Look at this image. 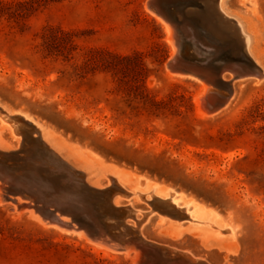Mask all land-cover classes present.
I'll list each match as a JSON object with an SVG mask.
<instances>
[{"label":"rangeland","instance_id":"1","mask_svg":"<svg viewBox=\"0 0 264 264\" xmlns=\"http://www.w3.org/2000/svg\"><path fill=\"white\" fill-rule=\"evenodd\" d=\"M147 2L0 0V101L106 160L195 195L236 225L232 250L209 248L187 232L167 236L155 211L143 223L146 238L211 264H264V77L236 79L230 103L203 116L202 83L168 67L172 45ZM227 8L252 35L264 68V0H228ZM1 119L2 137L18 148ZM86 236L45 225L0 190V264H142L135 252L105 251Z\"/></svg>","mask_w":264,"mask_h":264},{"label":"bare ground","instance_id":"2","mask_svg":"<svg viewBox=\"0 0 264 264\" xmlns=\"http://www.w3.org/2000/svg\"><path fill=\"white\" fill-rule=\"evenodd\" d=\"M163 1L166 6L161 5L162 9L154 8L150 0L147 7L164 23L167 39L172 45L167 65L176 74L192 76L202 83L196 100L203 116L213 115L230 103L236 79L250 78L256 83L262 80L264 68L253 37L242 20L228 10V0H205L200 10L192 8L198 0ZM183 49L194 62L186 57L181 62L176 61V64H185L184 67L171 68L176 54L180 57ZM233 64L237 68L259 67L262 76L257 73L237 75L229 68ZM226 71L230 72L228 77ZM0 116L5 117V121H1L9 125L20 144L14 149L15 144L5 140L0 133V190L13 198L18 207H29L31 215L45 225L53 223L64 231H76L80 236L87 234L84 225L70 219V214L76 215L77 208L79 214H87L94 223L99 219L109 222L110 226L113 224L114 230H109L110 234H98L96 240L87 234L88 239L92 238L93 243L105 251L126 254L133 251L140 261V252L121 246L115 240L114 232H129L148 240L142 226L156 211L167 236L177 239L187 232L196 235L205 247L232 250L236 225L195 195L106 160L94 150L67 139L31 113L13 110L2 101ZM17 167H21L20 171L15 169ZM58 183L71 184L74 191L56 192ZM58 194L62 200H51L50 197ZM122 195L143 198L150 206L153 200L155 208L153 211L137 208L132 199L127 207L123 206ZM90 200L95 201L94 213L87 210ZM43 202L48 208L40 206ZM167 208H171L172 213L166 212ZM123 220L125 227L120 224ZM111 246L121 250L109 248ZM188 254L194 261L211 264L205 257L193 252Z\"/></svg>","mask_w":264,"mask_h":264},{"label":"water","instance_id":"3","mask_svg":"<svg viewBox=\"0 0 264 264\" xmlns=\"http://www.w3.org/2000/svg\"><path fill=\"white\" fill-rule=\"evenodd\" d=\"M150 1H151V4L154 8L162 9V8L156 6L155 0H150ZM204 2H205V0H198V2L196 4L195 3L192 4V8L200 10L202 8V6L204 5ZM217 57L221 58V56H219V55H217ZM182 59H184V58H182V56L179 57V55L176 54V56L174 58L175 62L173 63L174 65L171 66V68L175 69L176 65H177V67H180V66L184 67L185 64L184 65L183 64L181 65L178 63L176 64L177 60H179L181 62ZM191 62H193V61H191ZM248 66H250V67H248V68L247 67L237 68V65L233 64V66H229V68L236 71L237 75L244 74V73H248V75H252V74L255 75V73H257L258 74L257 76H262V72H261L259 67L258 68L257 67H251V65H248ZM1 165H3V164H1ZM17 168L20 169L21 167H17ZM55 188L57 189L56 192L60 191L64 194H66L68 191H74V190H72L71 184L58 183V185ZM122 196L124 198H128V199L130 198L126 195H122ZM50 198H51V200H57V201L62 200V196L59 194L55 195V197H50ZM51 200H49V201L51 202ZM150 203L152 204L151 205L152 208L150 209V211H153L155 208L153 200ZM45 205H47V204L44 203V205H40V206L42 207ZM122 205L126 206V207L128 206V204H122ZM78 207H80V206H78ZM89 208H87V210L91 213H94L93 211L96 209L95 201L90 200ZM170 209L167 208L166 212L172 213V211L170 212ZM43 210L46 211L45 209H43ZM75 211H76V215L70 214L71 221L76 220V222L80 226L84 225L86 227L87 234L95 240H96V237L98 234H103V232H108L110 234L111 232L109 230H114L113 224L110 226L109 222L104 223L98 219L97 223H94L93 220L89 219L86 216L87 214H85V215L79 214L77 208H75ZM106 221H108V220H106ZM99 223H101V225L103 227L100 226ZM121 223L124 224V227L126 226L124 220L122 222H120V224ZM118 227H119V225H118ZM114 237H115V240L121 246L123 245L124 247H129L130 249H137L140 252V262L142 264H206V263H203L201 261H197V260L194 261L191 258V256L188 254L189 251L183 250L177 246H173V245H170L168 243H162V242L152 240V239H148V240L142 239V238H140V237H138L132 233H129V232L128 233H121V234H120V232L119 233L114 232ZM117 246L116 247L111 246V247L115 248V249H119V248H117ZM119 250H121V249H119Z\"/></svg>","mask_w":264,"mask_h":264},{"label":"crops","instance_id":"4","mask_svg":"<svg viewBox=\"0 0 264 264\" xmlns=\"http://www.w3.org/2000/svg\"><path fill=\"white\" fill-rule=\"evenodd\" d=\"M154 217V216H153Z\"/></svg>","mask_w":264,"mask_h":264}]
</instances>
